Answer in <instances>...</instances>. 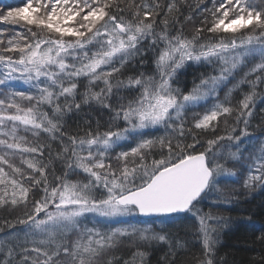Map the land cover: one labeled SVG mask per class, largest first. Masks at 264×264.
<instances>
[{"label":"snow or ice","instance_id":"obj_1","mask_svg":"<svg viewBox=\"0 0 264 264\" xmlns=\"http://www.w3.org/2000/svg\"><path fill=\"white\" fill-rule=\"evenodd\" d=\"M191 9L187 0H23L0 13L14 28L0 29V207L24 213L22 236L0 238V264H114L108 253L117 245L167 243L153 225L184 214L198 222L200 264H215L209 221L220 218L201 201L220 177H236L229 161L247 162L243 187L264 189V137L248 132L264 84V0H198ZM149 53L151 72L123 78L126 65L144 68ZM257 57L234 85L251 91L235 108L232 89L221 100V85ZM201 64H218V74H201L187 91L173 86L178 72ZM85 108L108 118L102 125L89 115L71 130L64 117ZM41 133L49 143L38 142ZM145 256L137 250L120 264H145ZM169 256L171 245L164 259L172 264Z\"/></svg>","mask_w":264,"mask_h":264},{"label":"trees","instance_id":"obj_2","mask_svg":"<svg viewBox=\"0 0 264 264\" xmlns=\"http://www.w3.org/2000/svg\"><path fill=\"white\" fill-rule=\"evenodd\" d=\"M183 2V0H182ZM198 0H187V3L192 5V11H195V5ZM23 0H0V13H6L9 7L20 6ZM19 27V26H17ZM0 29H8L9 32L14 30L13 26L0 22ZM191 29H186L190 31ZM151 54L146 60L144 68L139 66H133L131 64L126 65L124 71V77L129 75H135L137 71L151 72L154 69V65L151 61ZM259 58H247L243 63L239 64L233 72V77L230 78L225 84L221 85L219 91V97L224 99L229 89H232L230 100L233 107L243 99L244 94L249 93L251 88L248 84H241L239 87H234L243 77L246 72L259 63ZM219 72V65L209 67L208 65H193L186 66L180 72L177 73V81L173 85L179 86L185 91L191 88L192 80L194 78L199 79L201 74L203 75H216ZM258 74V73H257ZM253 74L248 79H254ZM87 84L86 80H81L79 92L85 90ZM16 90H26L27 86L16 83ZM98 90V89H97ZM258 97L255 99V107L253 114L249 118L250 123L248 132L253 138L264 137V84H260L256 88ZM211 106V101L208 102V107ZM203 108H197L193 111L203 112ZM91 116L94 120L99 119L103 125L107 120L106 114H101L96 111H90L85 108L78 114H68L64 117L66 125L71 130H76L77 126L81 129L85 125V121L88 116ZM191 116V112L189 113ZM235 119V115L230 116L228 124L231 125ZM240 128H243V124H240ZM161 132L152 133V135H161ZM218 135L225 134V124L223 118L220 121V127L217 132ZM202 139H211L210 134L204 135ZM34 138L31 134L28 135V140L32 141ZM248 137H245L247 140ZM38 142L41 144L49 143V138L46 133H41L38 137ZM133 141H123L122 144L127 146ZM249 151L258 147V140H254L253 144L245 145ZM53 152L58 149L55 142H52ZM121 149L119 147L114 149V152H118ZM234 150V149H233ZM245 156L248 155L246 151ZM15 163L20 166L19 157L16 158ZM246 161H229L227 167L236 173L235 178L220 177L218 183V191L208 193L207 196L201 201L199 207L206 213H210L213 217H219V222L209 221V223L216 228V232L212 233V238L215 242V264H264V189L261 188H245L243 187V178L247 175L245 167L242 164H246ZM26 167V166H25ZM56 167L59 168L60 164L57 161ZM6 171L7 168L5 169ZM73 180L83 179L79 176L71 177ZM220 196L221 199H228L231 203H219L216 197ZM31 198V197H30ZM24 217L23 210H14L12 208L0 207V238L14 239L10 236L11 233H17L22 236L23 225L16 223L20 218ZM130 222H135L133 218H127ZM140 222H143L141 218H136ZM5 221L15 224V227L10 228L5 224ZM91 226V224H89ZM115 226V225H113ZM155 231L162 235H167L169 240L167 243L159 242L156 240L143 241L136 238L137 247L131 246L127 240L117 245L109 253V257L117 258L114 264H120V259H131L133 252L139 250L146 253L145 264H167L164 257L169 253V245L175 251V257H168L172 264H200V261L204 259V249L202 240L200 239L197 229L198 222L190 215H182L179 218H173L165 220L163 224L156 226L153 225ZM75 239V236L71 237ZM183 244L184 247H180ZM137 264H139V258H137Z\"/></svg>","mask_w":264,"mask_h":264},{"label":"bare ground","instance_id":"obj_3","mask_svg":"<svg viewBox=\"0 0 264 264\" xmlns=\"http://www.w3.org/2000/svg\"><path fill=\"white\" fill-rule=\"evenodd\" d=\"M185 215V214H184Z\"/></svg>","mask_w":264,"mask_h":264}]
</instances>
